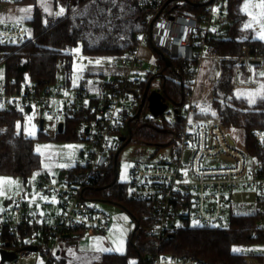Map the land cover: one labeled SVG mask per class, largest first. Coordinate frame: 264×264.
<instances>
[{
    "label": "built area",
    "instance_id": "2783aa9c",
    "mask_svg": "<svg viewBox=\"0 0 264 264\" xmlns=\"http://www.w3.org/2000/svg\"><path fill=\"white\" fill-rule=\"evenodd\" d=\"M230 1L134 0L140 16L138 32L131 49L114 59L123 72L111 80L84 79L77 88L68 82L0 81V112L32 114L40 107V123L52 120L57 134L61 124L64 132L70 120H77L79 138L93 147L85 166L77 172L38 174L24 181L31 196L24 190L7 200L5 209L0 207V264L2 252L15 255L12 262L4 264H61L66 240L109 232L112 216L91 206L95 200L88 192L125 147V125L140 115L143 106L148 112L143 119L160 126L166 122L181 125L177 145L165 148L171 150V157L137 161L129 174L128 198L151 206L149 224L143 229L145 236L156 240L150 264H211L194 256L165 253L163 243L177 226L191 221L204 229L223 228L234 215L232 196L238 191L257 192L260 221L252 236L258 238L264 232V165L237 143L229 129L194 118L195 92L204 62H214L221 71L225 60L234 61V88H255L264 81L254 76V69L264 73V41L252 35L243 41L239 56L219 55L217 42L229 38ZM54 5L63 8L64 15L73 14L80 9L81 0H54ZM31 39V31L24 24L0 22V46L20 47ZM154 48L182 65V84L186 87L180 110H171L172 104L166 100L168 108L159 117L149 108L150 89L145 98V84L151 80L150 88L157 81L154 91L162 93L159 66L153 63L145 69L141 58L143 50L154 52ZM5 57L0 53V65ZM247 70L252 72L250 80ZM252 137L264 148V127L256 129ZM257 245L262 251H251L249 257L258 260L254 264H264V243Z\"/></svg>",
    "mask_w": 264,
    "mask_h": 264
},
{
    "label": "trees",
    "instance_id": "16d2710c",
    "mask_svg": "<svg viewBox=\"0 0 264 264\" xmlns=\"http://www.w3.org/2000/svg\"><path fill=\"white\" fill-rule=\"evenodd\" d=\"M21 2L34 6L32 19L28 21L32 39L20 47L0 46V53L6 56L2 62L6 79L14 78L19 83H55L62 70L70 77L72 51L79 43L83 44L84 54L89 57L119 58L133 46L140 25L134 0H81V7L77 12L61 17H49L42 13L38 8L39 0ZM243 2L244 0L229 2V38L217 42L218 52L222 57L239 56L245 38L252 37V33L241 28L246 18L242 10ZM254 42L262 44L260 41ZM154 53L161 73V91L165 99L179 111L186 96V87L182 84V65L176 61L168 65L157 51ZM236 68L234 61L223 62L221 78L213 89L212 106L207 112H200L196 105L194 118L200 121L211 118L227 129L244 130L246 149L254 160L264 165V148L258 147L252 137L256 129L264 127V103L258 102L251 106L245 99L235 96L233 78ZM67 82L71 83L70 78ZM143 108L139 116H134L129 120V125H125L130 143L155 146L158 151L177 145L181 125L166 122L160 126L143 119L146 107ZM21 117L22 114L14 111L0 112V177H21L28 181L35 174L43 173L42 158L35 149L38 139L26 137L19 132L18 122ZM77 124V120H70L64 132L57 134V139L81 140ZM38 138L48 137L40 135ZM115 160L114 158L103 176L95 180L88 196L91 200L123 207L135 219L136 226L139 224V230L134 236L133 245L130 241L126 255L106 254L100 264H150L156 252V240L145 236L143 229L149 224L151 206L128 198L127 184L118 181V161ZM77 171L78 168H74L63 174ZM229 221L228 227L213 229L190 228L188 224L177 226L164 241L162 251L194 256L211 264L258 262L251 259L249 254L237 252L236 248L264 243L263 231L258 238L252 236L260 216L256 212L250 215L234 214ZM61 264H64V260H61Z\"/></svg>",
    "mask_w": 264,
    "mask_h": 264
},
{
    "label": "rangeland",
    "instance_id": "374dc122",
    "mask_svg": "<svg viewBox=\"0 0 264 264\" xmlns=\"http://www.w3.org/2000/svg\"><path fill=\"white\" fill-rule=\"evenodd\" d=\"M21 1L22 0H0V22L22 23L29 28L30 25L28 21L32 19L34 6L24 4ZM244 1V4H247L248 8L246 9V18L241 28L252 33L256 39L264 41V38H261V36L264 35V16L260 15L262 10L256 7L261 3V0ZM52 2L53 0H39V10L49 17L63 16L64 11L62 14L58 15L61 9L55 10ZM25 9L28 11H21ZM246 25H250V27H245ZM72 55L73 63L70 77L62 70L58 74L57 83L64 84L68 81V78H70L71 86L77 88L84 79L96 82L108 81L113 78L111 74L100 76L99 72L101 70L111 71L115 68L121 69L115 64V60L112 58H98L85 55L82 43H79L73 49ZM141 58L145 63V69H150L153 63H158L157 56L152 49L143 50L141 52ZM247 71V78L250 80L252 72L249 70ZM93 72L94 76H91ZM221 74L222 72L215 68L214 62L207 61L202 65L201 76L196 87L195 96L196 102L198 103V111L207 112L210 106H212L214 99L213 89L221 78ZM256 74L261 79L264 78L262 72H258V70L254 69V76ZM245 77L246 75H244L242 79H245ZM5 79V66L1 64L0 81ZM155 83H153V86ZM153 86L150 88V93L154 91ZM234 94L238 99H245L251 106L258 102L264 103V81L255 88H235ZM253 99L255 102L251 103L250 100ZM170 109L174 110V106L171 105ZM144 114H148L147 110H144L143 115ZM39 117L40 107H36L32 114H23L18 122V130L26 137L38 139L35 143V149L42 158V171L55 176L68 172L74 168L84 167L93 147L81 140L65 141L57 139L56 135L53 134H57V127L50 119L46 121L44 131H40L41 125ZM195 120L201 122L200 120ZM202 121L210 124H220L217 120L211 118H205L202 119ZM229 130L237 143L242 148H245L246 137L244 130L238 128H231ZM40 135H45L48 138L39 140L38 137ZM170 151V149L158 151L155 146H140L135 143L128 144L123 148L118 158L117 175L119 183L127 184L129 182L130 170L135 162L159 161L163 156L171 157ZM153 156L155 157L152 158ZM37 175L38 174H35L34 176ZM0 190L2 193L0 197L1 209L6 208L5 202L7 200L19 196L24 190L31 196L28 187L24 188V180L21 177L1 176ZM256 194L254 190L238 191L232 201L233 207L235 208L237 205H247L248 207L250 206V210L252 206L253 209L258 207V194ZM89 204L108 212L112 216L113 221L111 229L103 235L90 236L80 234L72 237V239L66 240L62 247L61 256V260H64V264H100L103 262L104 255L106 254L114 253L126 255L129 252L131 236L136 228V221L131 214L123 207L113 204L100 201H93ZM229 222V219H227L224 227H228ZM188 227L197 228L198 225L195 221H191ZM105 249L109 251H105ZM236 251L243 254H250L251 251L260 253L262 248L259 245H246L237 247ZM32 263L31 261L24 262V264Z\"/></svg>",
    "mask_w": 264,
    "mask_h": 264
},
{
    "label": "water",
    "instance_id": "95a60500",
    "mask_svg": "<svg viewBox=\"0 0 264 264\" xmlns=\"http://www.w3.org/2000/svg\"><path fill=\"white\" fill-rule=\"evenodd\" d=\"M155 49V48H154ZM155 51H157L155 49ZM160 56L163 58V60L168 64L171 65L172 61L171 59H169L168 57H165L164 53L157 51ZM152 80L148 83L147 86V90L145 93V98L148 95V91L150 89ZM166 99L164 97V95L161 92L158 91H152L148 97V102H149V108L151 110V112L156 116L159 117L161 115H163V113L167 110L168 105L165 103ZM41 131H44V121L41 122ZM58 133L61 134L63 133V125L61 124L58 128ZM122 141L125 142V147L130 143V139L127 141L126 138H122ZM120 154V153H119ZM119 154L116 157V162L118 161L119 158ZM139 230V224H137L135 230L133 231L132 237H131V244L133 245L134 242V236L137 234ZM15 259V255L14 254H10L7 252H2V264L6 263V262H12Z\"/></svg>",
    "mask_w": 264,
    "mask_h": 264
},
{
    "label": "crops",
    "instance_id": "0c3cea01",
    "mask_svg": "<svg viewBox=\"0 0 264 264\" xmlns=\"http://www.w3.org/2000/svg\"><path fill=\"white\" fill-rule=\"evenodd\" d=\"M53 8L56 10V8H55V5H54V0H53ZM123 72V69H119V68H115V69H112L111 71H104V70H101L100 72H99V74H100V76H104V75H108V74H111V75H113V77H115L116 75H118V74H120V73H122ZM92 74V73H91ZM90 74V75H91ZM91 76H94V72H93V74L91 75ZM195 96H196V92H195ZM195 101H196V98H195ZM198 103L196 102V105H197ZM52 121V120H51ZM46 123V122H45ZM45 123H44V127H45ZM52 123H54L55 124V122H53L52 121ZM40 125H41V123H40ZM55 126H56V124H55ZM40 131H41V129H40ZM54 135H56L57 136V134L56 133H53ZM23 193V191L19 194V195H21ZM257 193V192H256ZM257 195V194H256ZM234 196H235V194L232 196V201H233V198H234ZM15 198V197H14ZM257 208V207H256ZM256 208H254L253 209V206H252V209L250 210V206L248 207L247 205H242V206H240V205H237L235 208H234V214L236 215H238V214H246V215H250V214H253V213H255L256 212ZM246 210V211H245ZM245 212V213H244Z\"/></svg>",
    "mask_w": 264,
    "mask_h": 264
},
{
    "label": "snow or ice",
    "instance_id": "6c2138e0",
    "mask_svg": "<svg viewBox=\"0 0 264 264\" xmlns=\"http://www.w3.org/2000/svg\"><path fill=\"white\" fill-rule=\"evenodd\" d=\"M256 7H258V8H260L262 11H261V13H260V15L261 16H264V0H261V3L260 4H258ZM248 8V5L246 4L245 5V9H247ZM21 11H28V10H21ZM63 8H61V10H60V13H58V15L59 14H62L63 13ZM255 19V18H254ZM245 27H250V25H246ZM261 38H264V35H262L261 36ZM262 75H264V73H262ZM250 102L251 103H254L255 101H254V99L253 100H250ZM105 251H109L108 249H105Z\"/></svg>",
    "mask_w": 264,
    "mask_h": 264
}]
</instances>
